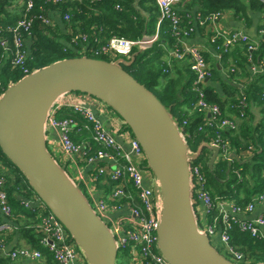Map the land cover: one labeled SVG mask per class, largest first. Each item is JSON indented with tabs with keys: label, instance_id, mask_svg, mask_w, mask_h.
Returning a JSON list of instances; mask_svg holds the SVG:
<instances>
[{
	"label": "trees",
	"instance_id": "obj_1",
	"mask_svg": "<svg viewBox=\"0 0 264 264\" xmlns=\"http://www.w3.org/2000/svg\"><path fill=\"white\" fill-rule=\"evenodd\" d=\"M30 2L32 7L28 9ZM179 7L183 18L182 26L195 25L203 36L208 25H201L197 20L198 15L205 19L217 12L231 11L248 27L254 21L253 14L264 10V2L183 0ZM25 16L31 19L29 30L18 28L19 21ZM158 16L156 0H0V84L7 89L35 70L72 57L89 56L118 62L152 91L170 111L189 145L190 153L199 152L197 160L206 176L208 192L215 202V214H219L218 204L221 201L245 207L264 193V121L254 124L251 112L252 102L261 105L264 111V74L257 76L243 90L230 84V81L236 80L241 70L245 73L249 54L247 44L238 42L224 51L217 50L216 44L210 42L209 45L213 47L211 50L220 55V64L212 62V53L204 49L207 62L212 63L209 65L211 76L202 84L195 82L196 76L188 57L177 59L171 56L170 51L178 44V40L173 35L169 21L161 24L159 38L148 50L135 49L131 56L126 57L95 55L90 51V48L106 45L113 36L139 39L154 34ZM45 18L50 22H46ZM19 30L26 39L21 49L26 56L23 64L14 61L18 50L15 35ZM83 36L87 37L89 46L86 51H83L85 47L78 45L79 42L77 45L71 43L73 38L81 40ZM3 41H6L5 45L2 44ZM259 55H264V42L255 52V57ZM232 67H236L234 71L228 70ZM199 87L202 88L205 101L220 107V118L234 119L231 115H236L241 123H236V127L231 129L219 127L207 112L198 107ZM111 110L114 111L112 108ZM73 115L75 113L69 108L60 113L61 117ZM217 139L228 140L230 152L234 154L231 158H224L221 150L213 167H210L213 150L208 145H212ZM52 155L70 173L62 160L54 153ZM145 164L148 165L147 160ZM0 175L5 179L4 188L13 207L14 216L11 221L14 228L17 222L23 236L42 250L41 223L44 211L49 208L30 209L24 198L33 199L38 196L21 170L1 148ZM95 183L97 187H105L106 192L114 184L109 177H98ZM79 188L85 193L81 185ZM127 188L134 191L131 183ZM20 212L30 213L34 221L21 223L14 220ZM239 222L240 220L235 221L230 230V243L243 254V260L235 261L222 244H216V247L227 258L238 263L255 264L264 261V236H253L242 230ZM12 231L3 236V243ZM45 251L50 260L57 262L50 251ZM126 254L128 253L124 252L121 258L118 255L116 264H132L128 259H123ZM85 264H88L87 261Z\"/></svg>",
	"mask_w": 264,
	"mask_h": 264
},
{
	"label": "built area",
	"instance_id": "obj_2",
	"mask_svg": "<svg viewBox=\"0 0 264 264\" xmlns=\"http://www.w3.org/2000/svg\"><path fill=\"white\" fill-rule=\"evenodd\" d=\"M156 1L159 16L157 30L154 34L145 35L139 39L113 36L106 45L100 48H90V51L95 55L107 54L126 57L131 56L135 49L148 50L158 40L161 24L164 21H169L173 35L178 40V44L170 51L171 56L177 59L188 57L191 69L196 76L195 82L202 84L208 81L211 71L203 54L204 49L200 45L185 41L194 34L196 27L195 25L182 26V16L177 8V4L182 0ZM31 7L32 3L30 2L28 9ZM222 17L223 13L217 12L205 19L198 15L197 20L201 25H210L213 28L210 41L216 44L217 50L226 51L238 42L246 43L249 51L248 61L250 64L253 63L255 52L264 42V20L259 29V37L252 39L241 30L226 32L218 28L216 24ZM45 21L50 22L48 18H45ZM30 26L31 19L25 16L19 21L18 28L23 27L25 30H29ZM25 40L21 31H17L15 43L18 50L14 59L17 64H23L26 59L25 51L21 50ZM5 43L6 41L2 42L3 45ZM71 43L85 47L83 51L89 47L86 36H83L81 40L75 37ZM252 67L257 71L256 65L253 64ZM5 90L6 88L0 84V98ZM197 92L200 95L197 102L198 107L207 112L219 127L230 129L236 127L235 120L220 118L221 109L218 105H212L204 100L201 87L197 88ZM66 108L86 119L88 123L86 127L92 129L94 141L99 145L95 153H92V148H83L74 141L72 133L78 127V123L72 116H60V113ZM115 114L111 107L92 95L77 91L65 93L52 106L46 120L48 147L52 141L50 137L54 134L58 149L63 155L61 160L70 172L66 173L78 187L81 185L84 189L86 194L80 190L88 199L93 210L112 231L120 253L128 252L137 256L138 264H170L160 252L158 244V230L162 216V196L159 182L152 170L145 164L146 156L140 142L123 118ZM119 137L129 144V150L124 148L123 143L118 140ZM212 145L218 146L220 151H223L224 158H231L228 140L217 139ZM190 154L192 199L194 206L195 204L202 206L205 214V224L204 226L199 225V228L213 240L219 235L220 243L225 247V250L231 254L235 261H241L243 254L230 243V230L234 222L240 220L239 225L242 230L250 232L253 236H264V213L258 214L252 219L240 218L241 215L252 214L259 205L264 203V193L259 194L245 207L237 206L229 201H221L218 204L219 214H215L216 205L208 192L206 176L197 160L199 154ZM94 161H99L102 164L98 166L97 172L92 178L96 180L98 177H109L114 183L110 191H104L102 195L94 192L90 183L91 179H88L86 175L87 165ZM128 181L133 185L134 191L127 188ZM4 185L5 179L0 175V247L4 245L3 236L14 229V224L11 221L14 216L13 207L9 202ZM109 200L113 202L110 203ZM41 203V209L45 210L46 205L42 201ZM44 212L41 223L43 234L41 244L44 248L53 254L58 264H76V262L85 264L86 259L82 251L64 224L50 210ZM1 217L6 220H1ZM17 256L39 259L43 256V252L41 249L20 248L12 252L13 258Z\"/></svg>",
	"mask_w": 264,
	"mask_h": 264
},
{
	"label": "water",
	"instance_id": "obj_3",
	"mask_svg": "<svg viewBox=\"0 0 264 264\" xmlns=\"http://www.w3.org/2000/svg\"><path fill=\"white\" fill-rule=\"evenodd\" d=\"M92 95L117 112L140 142L162 196L160 252L170 264H243L200 230L192 199L189 145L161 100L118 62L89 56L56 61L10 85L0 98V148L64 224L88 264H116L110 228L49 150L46 120L68 92ZM213 150V167L220 149ZM199 154V152H198ZM255 264H264V261Z\"/></svg>",
	"mask_w": 264,
	"mask_h": 264
},
{
	"label": "crops",
	"instance_id": "obj_4",
	"mask_svg": "<svg viewBox=\"0 0 264 264\" xmlns=\"http://www.w3.org/2000/svg\"><path fill=\"white\" fill-rule=\"evenodd\" d=\"M181 2H179L177 4L178 11L180 10L179 5L181 4ZM253 15H254V21L250 26L247 27L243 22L239 21L232 14L231 11H228V12L223 13L222 19H220V21L216 24V26L218 28H220L221 30H224L226 32H230L232 30H241V31L246 32L252 39H255V38L259 37V29L261 28V26L263 24V20H264V10L260 13H255ZM55 16L59 19L58 15L55 14ZM182 20H183V18H182ZM61 25H62V23H61ZM195 27H196V30H195L194 34L191 35L190 38H187L185 41L187 43H190V44L200 45L203 49H206L207 51L210 50V52L212 53V56H213L212 62H215L219 65L220 64V56H218L216 54L215 50H211V49H213V47H211V45H209V43L211 42L210 39H211V35L213 33L212 32L213 28H211V26L209 25L207 27V30L204 32V34L202 36V34L197 30V26H195ZM212 44H214V43H212ZM248 53H249V51H248ZM214 59H215V61H214ZM212 62H209V65H211ZM253 64L257 66V71H255L253 69V67H252ZM235 68L236 67H232V68H229L228 70L234 71ZM244 71H245V73L244 72L242 73V70L240 71V74H239V76L236 77V80L230 81L228 79L230 81V84L235 86V88H240L241 90H243L244 88H246L249 85V83L252 80L255 81L257 76L264 74V55L263 56L259 55V56L255 57L254 62L251 64L247 58L246 70H244ZM228 75H229V73H227V75H226L227 78L229 77ZM252 103L253 104L251 105V112L253 113V116H254L253 123L257 124L261 121H264V111H263L262 106L258 105L256 102H252ZM231 116L234 117L235 122L237 124L241 123V119L237 118L236 115H231ZM72 117H74L78 123V127L72 133L74 141L76 143L80 144L83 148L84 147L85 148H87V147L92 148V153H95V151L98 149L99 145L94 141L92 129L86 127V125L88 124L86 119L78 113H75V115H73ZM50 139H52V141L50 142V145H52L58 151V153L60 154V159H63V155L59 151L58 146L56 144V136L54 134H52ZM118 140L123 143V146L126 150L130 149L129 144L126 141H124L120 137L118 138ZM232 154H234V153L231 152V156H232ZM100 164H102V163H99V161H94L93 163L88 164L87 169H86V175H87L88 179H91L90 183L93 187V190L98 195H102L104 193L105 187H101V188L97 187V185L95 183V179L92 177L96 174L97 168ZM104 183H106V181H104ZM129 183H130V181L127 182V184H129ZM24 201L27 204H29L30 209H35L36 207H39L41 209V207H42V203L38 199V197H34L33 199L24 198ZM194 207H195L194 210H195V214H196L197 221H198L199 225L204 226L205 214H204L202 206L195 204ZM261 213H264V203L259 205L252 214L241 215L240 218L241 219H252ZM15 219L19 220L21 223L34 221V217L30 213L27 214L24 212L18 213L16 215V217H14V220ZM1 220H6V219L1 217ZM16 225L17 226H15V228L13 229L14 231H12V233L9 234V236L5 239L6 241L4 242V245L2 247H0V264H58V262H55L54 260L49 259V256L47 255V252L45 251V250H47L46 248H42L41 251L43 252V256L39 259H27V258H24L22 256H17L15 258H13L12 252L15 250H18L20 248L39 249L37 247V245H35L33 242L30 241V239L23 236V234L18 229V223L17 222H16ZM214 240L216 243L221 244L220 239H219V235H217ZM126 255H124L125 257H123V259H128L130 261V263H132V264H138L139 263L137 256L135 257L132 253H128ZM76 264H84V263L76 262Z\"/></svg>",
	"mask_w": 264,
	"mask_h": 264
},
{
	"label": "rangeland",
	"instance_id": "obj_5",
	"mask_svg": "<svg viewBox=\"0 0 264 264\" xmlns=\"http://www.w3.org/2000/svg\"><path fill=\"white\" fill-rule=\"evenodd\" d=\"M49 150H51V152L54 153L55 156H57V157L60 158V154L58 153V151H57L52 145H50V144H49ZM212 242H213V244H214L215 246H216V244H218V243H215L214 240H212ZM217 246H218V245H217ZM121 255H122V253L119 255V258H121ZM119 258H118V260H119Z\"/></svg>",
	"mask_w": 264,
	"mask_h": 264
}]
</instances>
